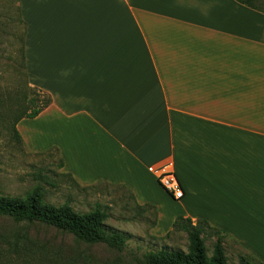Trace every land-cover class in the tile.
Segmentation results:
<instances>
[{
    "label": "crops",
    "instance_id": "crops-1",
    "mask_svg": "<svg viewBox=\"0 0 264 264\" xmlns=\"http://www.w3.org/2000/svg\"><path fill=\"white\" fill-rule=\"evenodd\" d=\"M19 12L28 84L52 100L18 122L25 146L56 149L81 189L154 207L151 236L204 220L264 264V14L235 0H19ZM167 161L179 201L148 170ZM157 194L178 205L160 232Z\"/></svg>",
    "mask_w": 264,
    "mask_h": 264
},
{
    "label": "rangeland",
    "instance_id": "rangeland-1",
    "mask_svg": "<svg viewBox=\"0 0 264 264\" xmlns=\"http://www.w3.org/2000/svg\"><path fill=\"white\" fill-rule=\"evenodd\" d=\"M255 4L263 8L264 0H255ZM24 31L19 0H0V195L21 197L39 185L45 200L52 205L68 202L79 213L90 211L95 204L106 205L110 215L106 224L132 238L127 239L122 251H117L103 243L87 244L52 226L41 223L15 225L8 217L0 216V264H146L148 253L164 246L187 251L184 232L171 230L170 236L164 239L149 234L152 216L147 212L140 214L126 189L105 185L92 191L81 189L71 179L60 176L56 152H32L23 142L16 141L10 123L13 113L19 111L7 110L15 102V91L25 81L19 54ZM27 87L30 95L41 97L37 88L29 84ZM158 198L159 213L163 217L168 209L178 207L160 195ZM159 224L158 232L168 227L165 217ZM214 241L211 236L205 242L209 255ZM224 249L228 264H240L241 255L249 256L253 264H259L228 235L224 238Z\"/></svg>",
    "mask_w": 264,
    "mask_h": 264
},
{
    "label": "trees",
    "instance_id": "trees-1",
    "mask_svg": "<svg viewBox=\"0 0 264 264\" xmlns=\"http://www.w3.org/2000/svg\"><path fill=\"white\" fill-rule=\"evenodd\" d=\"M237 3L264 14V7L259 8L255 0H235ZM24 25H26L23 22ZM26 27V26H25ZM24 34L20 39V67L23 68L22 76L25 78L23 86L15 91L14 104L7 111L14 112L10 123L13 136L18 143H22L21 137L16 129L18 122L22 119H33L51 104L49 95L40 92L38 95L28 93V81L24 63L23 42ZM33 92V91H32ZM34 94V92H33ZM27 106V107H26ZM56 152V149L49 150ZM63 167L59 159L57 168ZM62 178L71 179L68 174L60 173ZM72 180V179H71ZM73 181V180H72ZM76 185V183L73 181ZM77 186V185H76ZM78 187V186H77ZM88 188L87 190H92ZM86 190V189H85ZM139 212H147L152 216L150 227L155 226L156 211L152 206L139 208ZM140 213V214H141ZM0 216L8 217L15 225L25 223H41L52 226L58 230L66 231L87 244L103 243L112 249L122 251L125 248L127 239L131 235L118 231L106 224L109 218V207L95 204L87 212L79 213L73 209L68 202L61 205H52L45 200L43 189L37 185L30 192L23 196L0 195ZM172 231L184 232L187 238V251L180 249H169L164 246L156 252H150L146 258V264H228L224 249V238L227 236L222 230L211 227L204 220H197L195 223L190 218L177 216L172 224ZM171 234L167 232L160 239L168 238ZM214 237L211 254L205 245L207 238ZM240 264H253L249 256H240ZM259 264H262L259 261Z\"/></svg>",
    "mask_w": 264,
    "mask_h": 264
},
{
    "label": "built area",
    "instance_id": "built-area-1",
    "mask_svg": "<svg viewBox=\"0 0 264 264\" xmlns=\"http://www.w3.org/2000/svg\"><path fill=\"white\" fill-rule=\"evenodd\" d=\"M148 170L156 176L158 184L172 200L179 201L183 198V189L171 161L150 165Z\"/></svg>",
    "mask_w": 264,
    "mask_h": 264
}]
</instances>
